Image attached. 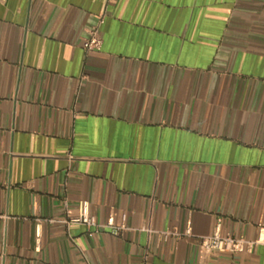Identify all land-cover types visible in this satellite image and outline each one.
Wrapping results in <instances>:
<instances>
[{
    "label": "crops",
    "instance_id": "0c3cea01",
    "mask_svg": "<svg viewBox=\"0 0 264 264\" xmlns=\"http://www.w3.org/2000/svg\"><path fill=\"white\" fill-rule=\"evenodd\" d=\"M219 218L264 226V0H0V264H264Z\"/></svg>",
    "mask_w": 264,
    "mask_h": 264
},
{
    "label": "built area",
    "instance_id": "2783aa9c",
    "mask_svg": "<svg viewBox=\"0 0 264 264\" xmlns=\"http://www.w3.org/2000/svg\"><path fill=\"white\" fill-rule=\"evenodd\" d=\"M113 0H108V2ZM106 14L98 17V24L90 30L89 37L84 42V48L87 51H100L103 48L104 39L101 32V27L105 22ZM127 214L123 215V225L119 227L123 229L126 227L125 222ZM67 226L82 225L91 230L99 231L101 228H118L114 224L113 217L107 223H100L97 216L91 212V205L88 200H81L75 211H68L67 217L63 220ZM223 219L219 218L213 234L203 236L200 241V251L202 255H211L216 253H233L251 255L256 248L264 243V226L260 227V233L257 239L250 240L245 237H236L233 235L222 234ZM118 228V229H119ZM175 233L166 231L164 237L167 239L170 235ZM186 235H191V228L187 229Z\"/></svg>",
    "mask_w": 264,
    "mask_h": 264
}]
</instances>
